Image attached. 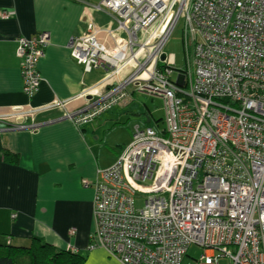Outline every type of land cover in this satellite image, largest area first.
<instances>
[{"label": "built area", "instance_id": "obj_1", "mask_svg": "<svg viewBox=\"0 0 264 264\" xmlns=\"http://www.w3.org/2000/svg\"><path fill=\"white\" fill-rule=\"evenodd\" d=\"M95 8L112 11L116 27L90 20L68 47L85 72L105 70L95 88L107 89L60 118L86 124L139 92L162 97L165 125L135 123L115 162L99 169L89 248L122 264H182L196 244L197 264L221 256L264 264V0H101ZM181 20L187 64L178 69L165 47ZM17 42L23 91L32 97L50 33ZM67 103L14 109L0 121L28 128L26 116ZM138 194L147 195L142 208Z\"/></svg>", "mask_w": 264, "mask_h": 264}, {"label": "crops", "instance_id": "obj_2", "mask_svg": "<svg viewBox=\"0 0 264 264\" xmlns=\"http://www.w3.org/2000/svg\"><path fill=\"white\" fill-rule=\"evenodd\" d=\"M95 5L92 0H0V114L68 101L65 108L26 116L22 122L32 125L28 128L7 129L8 123L0 121V235L12 236L19 244L39 237L85 255L83 264H122L103 247L89 248L96 229L93 183L99 169L114 163L132 139L135 123L127 132L117 131L113 141L108 134L136 115L133 100L104 110L86 124L60 118L65 110L85 108L107 89L95 88L105 70L85 72L68 47L90 20L116 27L112 11ZM4 11L10 13L8 18ZM39 31H48L50 42L39 64L42 83L29 97L23 91L17 41ZM6 151L16 161L4 159Z\"/></svg>", "mask_w": 264, "mask_h": 264}, {"label": "rangeland", "instance_id": "obj_3", "mask_svg": "<svg viewBox=\"0 0 264 264\" xmlns=\"http://www.w3.org/2000/svg\"><path fill=\"white\" fill-rule=\"evenodd\" d=\"M95 4H98L101 2V0H92ZM183 20H181L172 34L170 35L168 42L165 47V52L169 55L174 56L175 59V68L182 69L186 66V52L184 48V42H183ZM177 76V73L173 74V79ZM131 107L136 111V115L131 116V121L128 125L122 126L115 132H112L108 134V140L112 141L115 139V135L117 131H128L130 126L133 125V123L139 122L142 126L150 125L154 128L158 129L164 127V119H165V107H164V101L162 97L158 96H151L139 92H135V95L133 97V102L131 103ZM131 109V108H130ZM148 116L150 117V121L147 122ZM131 136V134H130ZM131 140H129L126 144H128ZM151 183L150 180L146 182V184ZM145 194H138L136 195V206L138 208H142L145 203L146 199ZM203 253V249L193 244L188 249V253L185 256L182 264H197V262L200 260V257ZM219 264H232V260L228 256H221L219 258Z\"/></svg>", "mask_w": 264, "mask_h": 264}, {"label": "trees", "instance_id": "obj_4", "mask_svg": "<svg viewBox=\"0 0 264 264\" xmlns=\"http://www.w3.org/2000/svg\"><path fill=\"white\" fill-rule=\"evenodd\" d=\"M4 159L16 161L6 151ZM86 256L73 249H61L34 237L29 243L19 244L12 236L0 235V264H83Z\"/></svg>", "mask_w": 264, "mask_h": 264}, {"label": "water", "instance_id": "obj_5", "mask_svg": "<svg viewBox=\"0 0 264 264\" xmlns=\"http://www.w3.org/2000/svg\"><path fill=\"white\" fill-rule=\"evenodd\" d=\"M162 58L164 59L165 55H163ZM149 121H150V118H147V122H149Z\"/></svg>", "mask_w": 264, "mask_h": 264}]
</instances>
